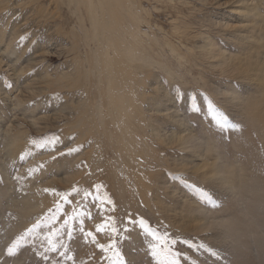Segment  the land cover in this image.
Returning a JSON list of instances; mask_svg holds the SVG:
<instances>
[{
  "label": "rangeland",
  "instance_id": "obj_1",
  "mask_svg": "<svg viewBox=\"0 0 264 264\" xmlns=\"http://www.w3.org/2000/svg\"><path fill=\"white\" fill-rule=\"evenodd\" d=\"M71 1L0 0V261L109 264L82 226L155 264L135 218L219 251L190 253L199 264H264V0H90L94 17ZM210 106L242 131L219 132ZM97 185L106 213L84 201L91 216L51 237L56 252L42 225L5 260L65 194L72 215ZM107 216L119 239L96 233Z\"/></svg>",
  "mask_w": 264,
  "mask_h": 264
},
{
  "label": "snow or ice",
  "instance_id": "obj_2",
  "mask_svg": "<svg viewBox=\"0 0 264 264\" xmlns=\"http://www.w3.org/2000/svg\"><path fill=\"white\" fill-rule=\"evenodd\" d=\"M27 39V37H21V43ZM191 108L194 112L200 111V108L197 105V97L193 96L191 97ZM209 115L212 116V123L214 124L215 128L221 132H241L242 127L239 123L233 122V120L229 119L227 115H225L223 112L213 108L209 107ZM35 143V141L33 142ZM56 143H59V139L54 137L51 141H48V144L54 145ZM45 146V145H40ZM80 147L77 148H70L68 150V154H72V152L79 151ZM23 158V157H22ZM29 172H34L35 169H29ZM103 187L102 185L95 186V191H83L82 199L80 203L77 205V208L73 210L72 215H68L63 211V204H66L69 202V194H65L62 199V203H59L56 205L55 210L52 211L47 217L40 220L38 219L36 223L32 225L31 228L27 229L24 233L20 235V237L15 241L14 244L10 245L5 252V260L9 258H15L16 255H18V252L23 251L24 249L20 247V245L23 242L27 241V238L37 234V229H40L42 225L49 227L50 232L48 236H45V240L48 243V250L50 252H56L58 250L56 243L51 238L52 236H59L60 232L65 231V229H68L66 232V235L71 236V230H70V223L74 219H80L81 225L83 224V218L90 217L91 213L88 211V204H85L84 201H89L93 204V206L99 204L102 205V207L99 209L102 213H106L107 209L106 207H103V205H107L112 203L111 197L107 196L105 197L104 194L100 192V188ZM49 191V190H45ZM77 194L80 193L79 189L75 190ZM200 195L203 200L210 201V198L208 197V194L204 192L203 189L200 190ZM83 209V210H81ZM61 215L67 216L66 219H63L62 225L60 228H55L54 225L60 220ZM129 224L133 225V227H138L145 235V237H150L152 243H150L149 246V252L151 254L152 259L155 261V264H181L183 261V264H199V261L197 258H195L190 253H194L196 251H202L203 253L207 254L210 257H219V251L213 247L212 245H208L207 243L200 241L197 242L191 238H184L181 240H177L175 237H170L168 233L165 231L161 233L158 229L152 228L145 220L143 219H135L131 218L129 220ZM96 233H102V232H109L110 234L117 235V239H119L118 232L121 231L118 229V227L113 222V218L110 216L106 217L105 223L96 225ZM125 233V238H127L128 233L131 231V229L125 228L123 229ZM81 234L90 242L95 243L96 246L101 250V252H107L112 251L113 256L112 257H106V259L109 261V264H127L126 261H124L121 258V254L119 249L117 248L116 240H112V242L108 245L100 244L96 241L95 234L93 232H86L84 228L81 226ZM186 245L189 252H181L179 249H177V245ZM59 247H63V245H59ZM70 250V246H69ZM62 256H66L67 252H64L61 254ZM43 259V257H42ZM70 264H74L75 257H69L68 258ZM0 264H3L2 261H0ZM57 264H59V261H57ZM81 264H84V261H81ZM216 264H219V261L217 260Z\"/></svg>",
  "mask_w": 264,
  "mask_h": 264
},
{
  "label": "bare ground",
  "instance_id": "obj_3",
  "mask_svg": "<svg viewBox=\"0 0 264 264\" xmlns=\"http://www.w3.org/2000/svg\"><path fill=\"white\" fill-rule=\"evenodd\" d=\"M83 0H75L74 2H76L77 4H78V7H82L83 5H87L88 6V9H89V11H88V15L90 14V16L91 15H93V17L95 16V14H94V12L92 11L93 10V7H92V5L90 4V0H85V2H82ZM99 2L100 1H105V0H98ZM107 1H110V0H107ZM71 2H73V0L71 1ZM111 2V1H110ZM113 5V4H112ZM111 16V15H110ZM91 18V17H90ZM92 19V18H91ZM115 21V20H114ZM112 41V40H111ZM115 41V40H114ZM112 68V67H111ZM114 106H116V105H114ZM182 144V143H181ZM184 144V143H183ZM205 167V166H204ZM199 170V169H198ZM201 170V169H200ZM230 172V171H229ZM226 173V172H225ZM229 174V173H228Z\"/></svg>",
  "mask_w": 264,
  "mask_h": 264
}]
</instances>
